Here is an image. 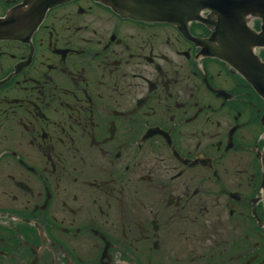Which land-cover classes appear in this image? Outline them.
Listing matches in <instances>:
<instances>
[{
    "label": "flooded vegetation",
    "instance_id": "obj_1",
    "mask_svg": "<svg viewBox=\"0 0 264 264\" xmlns=\"http://www.w3.org/2000/svg\"><path fill=\"white\" fill-rule=\"evenodd\" d=\"M213 26L0 0V264H264V97Z\"/></svg>",
    "mask_w": 264,
    "mask_h": 264
},
{
    "label": "water",
    "instance_id": "obj_2",
    "mask_svg": "<svg viewBox=\"0 0 264 264\" xmlns=\"http://www.w3.org/2000/svg\"><path fill=\"white\" fill-rule=\"evenodd\" d=\"M126 2H129L128 0H125ZM131 4H137L138 3V0H136L135 1V3L134 2H130ZM135 7H139V8H141V9H143V7L140 5V4H137ZM259 37V39H260V41H261V44H263L264 45V34H261V35H259L258 36ZM251 57H253L252 55H250ZM257 85H258V82H257ZM259 86V85H258Z\"/></svg>",
    "mask_w": 264,
    "mask_h": 264
}]
</instances>
